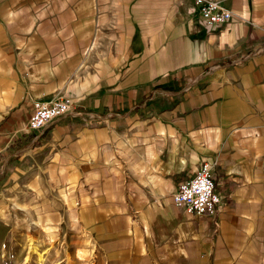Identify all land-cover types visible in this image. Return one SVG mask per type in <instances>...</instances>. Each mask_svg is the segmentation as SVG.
<instances>
[{
  "label": "crops",
  "instance_id": "1",
  "mask_svg": "<svg viewBox=\"0 0 264 264\" xmlns=\"http://www.w3.org/2000/svg\"><path fill=\"white\" fill-rule=\"evenodd\" d=\"M216 1L233 18L213 28L196 0H0L11 184L65 203L101 264H264V0ZM204 161L215 217L173 199Z\"/></svg>",
  "mask_w": 264,
  "mask_h": 264
},
{
  "label": "rangeland",
  "instance_id": "2",
  "mask_svg": "<svg viewBox=\"0 0 264 264\" xmlns=\"http://www.w3.org/2000/svg\"><path fill=\"white\" fill-rule=\"evenodd\" d=\"M14 155L0 154V264H101L77 220L64 216L65 203L22 193L18 179L11 184L15 170L8 164ZM55 208L60 218L53 216Z\"/></svg>",
  "mask_w": 264,
  "mask_h": 264
},
{
  "label": "built area",
  "instance_id": "3",
  "mask_svg": "<svg viewBox=\"0 0 264 264\" xmlns=\"http://www.w3.org/2000/svg\"><path fill=\"white\" fill-rule=\"evenodd\" d=\"M200 23L208 27H219L233 18L231 10L216 0H196ZM72 106L70 97H60L53 101L37 100L28 121L29 130L43 132L56 118L67 114ZM213 164L204 161L194 176L182 181L173 195L176 205L182 206L190 214H209L216 216L222 200L216 190Z\"/></svg>",
  "mask_w": 264,
  "mask_h": 264
}]
</instances>
